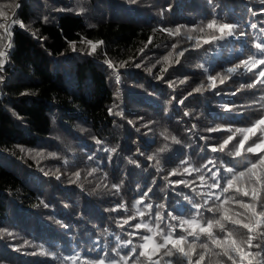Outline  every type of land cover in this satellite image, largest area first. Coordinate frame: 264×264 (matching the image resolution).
<instances>
[{
    "label": "trees",
    "instance_id": "trees-1",
    "mask_svg": "<svg viewBox=\"0 0 264 264\" xmlns=\"http://www.w3.org/2000/svg\"><path fill=\"white\" fill-rule=\"evenodd\" d=\"M0 3L18 4L16 18L26 25L12 26V47L3 49L7 58L0 72V264H73L66 257H79L76 264L100 259L109 264L143 243L140 236L151 235L134 225L143 221L154 227L157 212L165 217V227L178 223L167 217L169 212L186 218L195 212L192 203L205 200V220L213 217L207 207L226 197L234 199L224 207L243 211L235 200H250L242 194L253 186L247 178L221 193L209 187L211 175L219 168L227 177L224 167L242 170L256 156L246 151L241 157L228 155L241 134L223 152L211 148L231 134L225 129L250 126L264 103V85L241 88L253 82L243 67L220 83L226 69L257 53L255 44L264 40L261 0ZM214 18L236 25L235 34L204 44L220 33L206 27L201 33L198 26ZM0 22L11 21L0 17ZM177 27L180 35L174 34ZM193 27L196 32L189 31ZM197 38L200 46L194 47ZM87 41L102 43L92 53ZM7 42L5 37L0 44ZM262 69L259 65L253 72ZM209 76L216 77L215 88ZM200 85L203 90L194 92ZM213 128L220 131L210 132ZM210 160L215 167L207 164ZM210 191L220 200L209 198ZM236 231L243 235L245 230ZM133 232L137 235H129ZM128 240L133 245L124 247ZM140 261L146 264L145 258Z\"/></svg>",
    "mask_w": 264,
    "mask_h": 264
},
{
    "label": "snow or ice",
    "instance_id": "snow-or-ice-1",
    "mask_svg": "<svg viewBox=\"0 0 264 264\" xmlns=\"http://www.w3.org/2000/svg\"><path fill=\"white\" fill-rule=\"evenodd\" d=\"M264 3V0H261ZM18 4H4L0 3V17H3L5 21H11L10 23L0 22V29H3V33H0V41H3L5 37L7 38L6 44H0V72L3 71V65L7 58V52L3 49H10L12 47L11 43V28L14 24H18L20 28H26V25L18 20L15 15V8H18ZM5 9L12 10V15L9 16ZM81 12L84 11L83 8L80 9ZM46 19V18H45ZM205 27L208 29H215L220 33L219 36L213 35L211 39H204V44H209L217 40L224 39L225 36H233L235 34L236 25L218 22L215 18L210 20L205 26H198L199 32L203 33ZM252 28H256L257 25H251ZM168 31L169 34H173L172 30L164 29ZM190 32H196L197 27L189 29ZM264 31V29H262ZM174 34H181V27H177L174 30ZM188 40H192L193 37L189 35ZM98 43H93L92 41H87V44L91 46V52L94 53L97 49ZM71 46L75 50V44L72 43ZM200 46V40L196 39V44L194 47ZM176 46L173 45V48ZM255 48L258 50L257 53L249 55L246 59L241 60L239 64L234 67H229L226 69L224 78L220 80V83H224L229 75L237 74L238 69L245 68L247 72L252 73L253 82L247 85H241V88L247 87L249 89L255 88L257 84L264 85V69L259 72H253V69L259 65H264V40L257 42ZM186 50V49H185ZM179 55H183L184 52L180 51ZM171 55V53H169ZM165 60L168 57H164ZM178 62V61H177ZM110 68L115 66L111 61L107 62ZM166 71V69H163ZM219 75V74H218ZM3 80V76H0V81ZM209 81L211 88H215L216 77L209 76ZM116 81L119 83V75H116ZM184 83V81H181ZM203 85L193 89L194 92H201L203 90ZM239 91V89H238ZM192 93H189L191 95ZM235 94V93H233ZM260 100H264V96L260 97ZM182 103V101H181ZM255 103V102H254ZM209 131H220L219 128L209 129ZM225 131L231 133L224 140L219 147H212L211 151H225L226 147L235 140L237 134L242 135V139H239L235 144V150L228 152V155L233 157H241L246 151L247 153H252L256 156V159H249L247 165L242 170H237L233 167H224V172L227 173V177L221 176L219 174V168L216 172H212L211 179L213 183L209 186L210 188L220 189L221 193L229 192V189L234 186V182L241 178H247V182L251 187V191L243 190L242 194L245 197H250L248 202L243 200H235V203L239 205V208L243 211H235L232 208H226L224 205L229 202V200L234 199L233 197H226L218 205L214 207H207V211L213 213V217L204 219L201 213V209L205 208L208 204V200H205L203 205L192 203V207L195 209L194 214L189 217H177L172 213H168L167 217L171 220L178 221L176 225L168 224L165 227H161V222L164 221L165 217L161 216L159 212L155 214L154 227L150 226L147 222H138L134 225L135 229H145L147 233L140 236L143 243L139 245L132 246L130 252L124 256H120L119 260H112L109 264H141L140 258L143 257L146 260V264H224L221 257L226 258L231 264H264V196L261 195L264 192V135H257V132L264 134V103L259 104V109L257 113V118L250 121V126L243 128L233 129L231 127L225 129ZM255 137V139H253ZM167 139V137H165ZM175 143H179L175 137H172ZM249 141L251 143L249 144ZM99 143V141H98ZM248 145L245 149V145ZM107 151V149H105ZM114 151V149H113ZM164 151V149H160ZM91 159V157H89ZM149 159H154V157H149ZM159 163V161H157ZM182 163H187L182 161ZM207 164H212L216 166L214 161H208ZM207 164L202 167H207ZM95 171V169H93ZM185 172H189L188 168L184 169ZM192 171L199 173L201 168H193ZM211 172V169H209ZM91 174V173H89ZM175 175L176 173H171ZM79 177V173H75ZM201 182L205 180L203 175L197 177ZM224 181L222 186L220 181ZM178 183H184V181H179ZM258 186V187H257ZM113 188L119 189V185H112ZM236 192H241V188L236 187ZM209 198L214 197L215 200H220V195H216L214 192H208L206 194ZM188 199V198H186ZM142 203V201H137V205ZM118 207L124 208V205H119ZM136 208V205H133ZM148 209L152 208V205H146ZM259 209V210H258ZM116 209H113L115 211ZM137 213L139 216L143 217L145 213L137 208ZM135 217H129V219H134ZM129 219L124 221L125 224L129 223ZM231 225L232 227H228ZM179 227L180 232L177 234L176 229ZM237 229L245 230L243 235H240ZM6 231V230H5ZM11 235V233H8ZM129 235L135 236L136 232L130 233ZM155 237H159L157 240ZM191 238V239H189ZM133 245L132 240L123 242L124 247ZM171 245V247H169ZM139 249V251H138ZM253 249H255L253 251ZM215 257L216 259H212ZM239 257V260H237ZM167 258V259H165ZM65 259H70L73 264H76V260L79 257H66ZM95 264H105L104 259H100Z\"/></svg>",
    "mask_w": 264,
    "mask_h": 264
},
{
    "label": "bare ground",
    "instance_id": "bare-ground-1",
    "mask_svg": "<svg viewBox=\"0 0 264 264\" xmlns=\"http://www.w3.org/2000/svg\"><path fill=\"white\" fill-rule=\"evenodd\" d=\"M88 49H89V48H88ZM90 50H91V49H90ZM151 66H152V65H151ZM148 70H149V69H148ZM129 75H130V74H129ZM135 76H136V75H135ZM123 77H124V76H123ZM127 79H128V78H127ZM125 91H126V90H125ZM128 91H129V90H128ZM128 91H127V92H128ZM130 92H131V91H130ZM134 92H135V91H134ZM118 93H120V92H118ZM118 93H117V95H118ZM120 94H121V93H120ZM120 94H119V95H120ZM125 95H126V94H125ZM131 95H132V94H131ZM121 97H122V96H121ZM121 97H120V98H121ZM129 97H131V96L129 95ZM120 98H118V99H120ZM124 98H126V97H124ZM135 98H136V97H135ZM137 98H138V97H137ZM121 101H122V100H121ZM114 103H115V102H114ZM122 103H123V102H122ZM115 104H117V103H115ZM118 104H120V102H119ZM118 104H117V105H118ZM123 104H124V103H123ZM123 104H121L122 107L124 106ZM130 104H131V103H130ZM109 105H111V104H109ZM117 105H115V106L117 107ZM129 106H130V105H129ZM112 107H113V106H112ZM119 107H120V106H119ZM119 107H118V109H119ZM127 107H128V106H127ZM131 108H132V107H131ZM118 109H117V111H118ZM48 260H49V259H48Z\"/></svg>",
    "mask_w": 264,
    "mask_h": 264
}]
</instances>
